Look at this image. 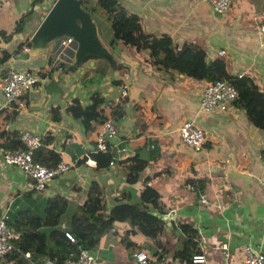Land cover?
Wrapping results in <instances>:
<instances>
[{"label": "crops", "instance_id": "0c3cea01", "mask_svg": "<svg viewBox=\"0 0 264 264\" xmlns=\"http://www.w3.org/2000/svg\"><path fill=\"white\" fill-rule=\"evenodd\" d=\"M53 1L0 0V76L9 67L37 76L21 96L22 106L0 93V131L38 134L42 156L52 151L70 169L35 190L28 175L1 161L0 147V213L13 220L28 210L43 218L46 199L57 195L65 201L58 218L65 225L88 194L99 199L104 216L127 204L126 217L114 219L88 249L97 264H138L133 253L140 250L144 264H241L244 244L264 250V128L234 100L202 109L198 100L207 79L157 59L152 41L139 47L110 42L111 27L98 8L80 5L94 25L97 50L75 40L61 50L68 62L55 67L61 34L33 37ZM118 1L138 15L143 32L166 34L176 46L191 41L207 60L221 59L229 74L242 72L264 91V37L257 28L264 22V0H229L221 12L206 0ZM220 48L224 53L218 54ZM95 99L93 117L71 114L72 104L83 108ZM106 102L117 105V114L102 107ZM108 114L118 128L109 147L114 163L87 165L85 153ZM184 119L206 131L201 150L179 140ZM170 210L166 221L154 214ZM197 255L201 259L193 260ZM25 260L9 251L0 264Z\"/></svg>", "mask_w": 264, "mask_h": 264}, {"label": "trees", "instance_id": "16d2710c", "mask_svg": "<svg viewBox=\"0 0 264 264\" xmlns=\"http://www.w3.org/2000/svg\"><path fill=\"white\" fill-rule=\"evenodd\" d=\"M79 3L87 11L101 9L112 30L110 42L121 41L139 47L152 41L157 59L173 65L192 77H202L207 81L228 78L236 89V97L233 100L243 106L250 122L264 128V91H260L248 77L229 74L221 59L207 60L204 49L191 41L176 46L166 34L143 32L138 15L128 11L118 0H79ZM30 11L31 8L25 12V15ZM97 100H92L83 108L72 104L69 106L72 108L70 112L74 116L83 113L93 117ZM115 107L116 104L111 106L110 114H117ZM19 135L20 132L14 129L0 131V147L2 149L23 147ZM39 146L32 149L33 159L45 164H53L59 160L58 154L52 151L42 156ZM109 151V149L106 152L95 151L90 152L89 155L95 159L96 166L106 165L111 157ZM64 203V199L57 195L47 198L43 218L28 210L18 213L13 220H10L8 214L6 224L19 232L15 244L21 251H28L33 261L40 263L48 259L58 264L65 258L75 257L81 248L92 247L99 233L110 228L114 219H123L129 213L127 204H118L113 206L111 214L104 216L100 210L99 199L95 195L88 194L81 209L71 215V221L61 225L58 218L64 209ZM45 226L50 228L46 233L43 231ZM15 254L13 255L16 256ZM26 262L29 264L28 261Z\"/></svg>", "mask_w": 264, "mask_h": 264}, {"label": "built area", "instance_id": "2783aa9c", "mask_svg": "<svg viewBox=\"0 0 264 264\" xmlns=\"http://www.w3.org/2000/svg\"><path fill=\"white\" fill-rule=\"evenodd\" d=\"M210 6L219 12L225 10L228 6L229 0H206ZM259 34L264 37V22L257 26ZM75 42L72 35L63 34L57 38L55 50L53 55V62L55 67H62L68 61L61 57L64 47L69 46ZM218 54L224 53V49H218ZM242 75V72L235 76ZM37 76L30 69L27 68H13L9 67L5 73L0 76V93L6 101H15L19 106L24 105V100L21 99L22 94L30 89L36 82ZM120 94L126 93V88H120ZM236 97V89L228 78H215L207 81L202 89L198 104L202 109H210L213 105L224 108L231 100ZM106 110H110L111 105L106 102L102 105ZM117 124L114 119L108 114L101 121L95 135L94 143L85 153L84 162L87 165L95 166V159L91 157L90 152L100 151L106 152L112 144V139L117 133ZM179 140L194 151H199L203 148L206 131L201 127L195 125L189 119H184L178 125ZM19 138L23 143V147L14 149H2L1 161L4 164L14 165L18 170L28 175L31 180V186L35 190L44 188L50 180L70 169V164L57 160L53 164L41 163L32 158V149L41 144V138L36 133L28 131L20 132ZM124 150V147H120ZM114 163L113 158L108 160V164ZM263 175L260 177V182L264 185V158H262ZM200 201H205L202 195ZM8 213L3 211L0 213V260L9 252H18L22 254L29 264H47L45 262H35L29 257L28 251H21L15 244V240L19 238V232L12 229L6 224ZM138 264L146 262V253L142 250L133 253ZM201 259L197 255L193 260ZM58 264H97L95 255L88 249L81 248L75 257H68ZM241 264H264V250L254 247L250 243L243 245V261Z\"/></svg>", "mask_w": 264, "mask_h": 264}, {"label": "water", "instance_id": "95a60500", "mask_svg": "<svg viewBox=\"0 0 264 264\" xmlns=\"http://www.w3.org/2000/svg\"><path fill=\"white\" fill-rule=\"evenodd\" d=\"M72 35L82 48L97 50L94 25L79 0H54L33 32V37L45 32ZM157 217L168 220L172 210L166 213L154 212Z\"/></svg>", "mask_w": 264, "mask_h": 264}]
</instances>
